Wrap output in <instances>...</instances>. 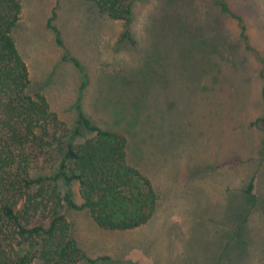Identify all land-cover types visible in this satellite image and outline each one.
Returning <instances> with one entry per match:
<instances>
[{
	"label": "rangeland",
	"instance_id": "1",
	"mask_svg": "<svg viewBox=\"0 0 264 264\" xmlns=\"http://www.w3.org/2000/svg\"><path fill=\"white\" fill-rule=\"evenodd\" d=\"M19 1L29 93L70 127L82 112L123 135L128 163L159 194L132 230L67 210L84 254L97 264H264V0H221L248 43L215 0L135 1L129 41L88 0ZM72 191L81 204L78 182Z\"/></svg>",
	"mask_w": 264,
	"mask_h": 264
},
{
	"label": "trees",
	"instance_id": "2",
	"mask_svg": "<svg viewBox=\"0 0 264 264\" xmlns=\"http://www.w3.org/2000/svg\"><path fill=\"white\" fill-rule=\"evenodd\" d=\"M88 1L124 23L121 38L129 41L138 0ZM215 1L238 20L248 43L243 19ZM21 14L19 0H0V264H34L38 258L46 264H97L82 251L67 210H88L105 230H132L148 222L159 194L128 163L123 135L82 112L70 127L43 95L29 93L32 78L14 37ZM260 122L264 116L255 124ZM74 182L81 204L73 199ZM252 189L251 183L246 192L252 195Z\"/></svg>",
	"mask_w": 264,
	"mask_h": 264
},
{
	"label": "crops",
	"instance_id": "3",
	"mask_svg": "<svg viewBox=\"0 0 264 264\" xmlns=\"http://www.w3.org/2000/svg\"><path fill=\"white\" fill-rule=\"evenodd\" d=\"M248 35V34H247Z\"/></svg>",
	"mask_w": 264,
	"mask_h": 264
}]
</instances>
